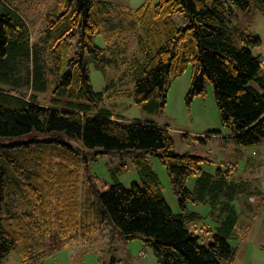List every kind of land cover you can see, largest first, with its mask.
I'll use <instances>...</instances> for the list:
<instances>
[{"label":"trees","instance_id":"trees-1","mask_svg":"<svg viewBox=\"0 0 264 264\" xmlns=\"http://www.w3.org/2000/svg\"><path fill=\"white\" fill-rule=\"evenodd\" d=\"M252 3L264 13V0H149L135 8L129 22L141 51L133 67L135 101L150 110L162 109L173 81L192 63L187 101L205 95L210 81L230 138L241 146L264 140V70L261 54L254 52L263 39L258 33L236 37L230 25L234 6L247 11ZM112 10L108 0H55L40 38L33 41L28 21L12 0H0V81L31 90H44L55 81L54 100L68 98L65 106L47 105L34 93L0 87V137L63 132L80 139L84 148H100L90 153L59 135L0 141V261L16 251L22 264H46L50 243L66 246L109 221L124 238H141L160 264L232 262L235 249L227 236L216 233L209 245L201 244L185 213L173 212L157 174L146 163L149 154L157 155L186 208L187 200H196L188 178L199 173L204 190L210 183V174L200 167L202 158L177 153L166 126L94 110L104 93L92 85L89 56L113 61L106 56L110 46H99L94 36L112 30L107 40L115 39L113 49L125 48L123 28L110 24ZM174 13H183L189 23L178 25ZM111 152H139L135 162L143 182L98 187L91 160ZM235 218L230 215L224 232ZM117 262L112 257L110 264Z\"/></svg>","mask_w":264,"mask_h":264},{"label":"rangeland","instance_id":"rangeland-1","mask_svg":"<svg viewBox=\"0 0 264 264\" xmlns=\"http://www.w3.org/2000/svg\"><path fill=\"white\" fill-rule=\"evenodd\" d=\"M54 1L12 0V5L28 21L33 41L40 38V32L45 26V16L52 9ZM108 1L113 3L110 24L119 30L123 28L126 42L124 49L114 50L112 45L115 39L107 40V35L112 34V30L103 29L94 36V41L99 46H110L106 56L113 59L107 63L89 56L92 85L96 91L104 93L102 102L94 110L104 108L122 119L150 121L168 127L175 142L174 150L177 153L188 152L201 157L200 167L210 174L206 191L201 189L199 173L188 178L186 184L195 193L196 200H187L186 208H183L173 190L167 168L157 155L147 156L146 163L157 174L163 196L173 212L185 213L188 228L199 235V242L203 245H209L216 233H224L227 236L228 242L235 249V257L232 262L222 260L223 264H264V197H258V200L254 201V197L247 196L256 188L264 192V140L241 146L230 138L231 130L223 123L210 81L207 82L205 95H197L190 102L187 101L192 82V63L173 81L162 109L150 110L137 103L134 99L133 67L140 62L141 51L137 35L130 29L129 22L134 9L149 0ZM172 18L180 26L189 23L183 13H174ZM230 19L236 37L239 33H258L264 37V13L253 3L247 11L234 6ZM237 43L240 44L239 41ZM55 86V81H49L44 90H31L17 86L12 81H0V87L36 94L41 103L65 106L67 97H63L59 102L54 100ZM213 130H220V133L209 136L208 133ZM51 135H59L68 143L90 153L100 149L84 148L80 139L69 137L63 132L32 131L24 135L2 136L0 141L10 143L33 138L43 139ZM200 136L204 137V141L197 138ZM138 153L97 154L96 158L91 160L90 170L98 187L105 190L116 181L126 187H130L133 182L141 184L142 176L135 162ZM193 212L196 214H192ZM230 215L236 216L235 223L224 232ZM57 244L59 242L49 244L46 264H110L112 257L119 261L116 264H134L135 260L140 258L141 250L148 253L146 258H140L141 264H160L153 249L144 245L141 238H124L120 229L109 221L104 228L87 238H74L68 245L60 248ZM0 264L22 263L18 253L12 251Z\"/></svg>","mask_w":264,"mask_h":264},{"label":"crops","instance_id":"crops-1","mask_svg":"<svg viewBox=\"0 0 264 264\" xmlns=\"http://www.w3.org/2000/svg\"><path fill=\"white\" fill-rule=\"evenodd\" d=\"M262 39H263L262 45L254 49V52H256L257 54H261V52H262V48H263V45H264V37H262ZM250 192L251 193L249 195H247V196L250 197V198L254 197V201H257L258 197H262V196L264 197V192H262L259 188H256L255 190L250 191ZM261 194H263V195H261ZM107 242H108V240H107ZM134 264H141L140 258L135 260Z\"/></svg>","mask_w":264,"mask_h":264},{"label":"built area","instance_id":"built-area-1","mask_svg":"<svg viewBox=\"0 0 264 264\" xmlns=\"http://www.w3.org/2000/svg\"><path fill=\"white\" fill-rule=\"evenodd\" d=\"M261 63L264 66V45H263L262 52H261ZM139 256L140 258L144 259L148 256V253L144 251H140Z\"/></svg>","mask_w":264,"mask_h":264}]
</instances>
